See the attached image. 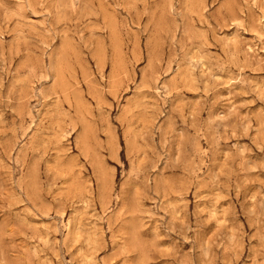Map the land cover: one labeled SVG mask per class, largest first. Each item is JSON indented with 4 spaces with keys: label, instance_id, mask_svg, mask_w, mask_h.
<instances>
[{
    "label": "rangeland",
    "instance_id": "1",
    "mask_svg": "<svg viewBox=\"0 0 264 264\" xmlns=\"http://www.w3.org/2000/svg\"><path fill=\"white\" fill-rule=\"evenodd\" d=\"M0 264H264V0H0Z\"/></svg>",
    "mask_w": 264,
    "mask_h": 264
}]
</instances>
